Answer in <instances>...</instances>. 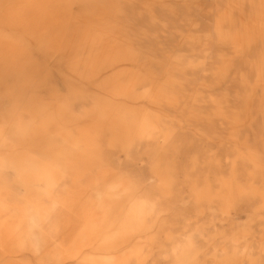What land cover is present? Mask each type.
<instances>
[{
  "label": "rangeland",
  "instance_id": "1",
  "mask_svg": "<svg viewBox=\"0 0 264 264\" xmlns=\"http://www.w3.org/2000/svg\"><path fill=\"white\" fill-rule=\"evenodd\" d=\"M0 264H264V0H0Z\"/></svg>",
  "mask_w": 264,
  "mask_h": 264
},
{
  "label": "clouds",
  "instance_id": "2",
  "mask_svg": "<svg viewBox=\"0 0 264 264\" xmlns=\"http://www.w3.org/2000/svg\"><path fill=\"white\" fill-rule=\"evenodd\" d=\"M35 250H37V251H38V246H36V247H35Z\"/></svg>",
  "mask_w": 264,
  "mask_h": 264
},
{
  "label": "bare ground",
  "instance_id": "3",
  "mask_svg": "<svg viewBox=\"0 0 264 264\" xmlns=\"http://www.w3.org/2000/svg\"><path fill=\"white\" fill-rule=\"evenodd\" d=\"M96 47H97V45H96Z\"/></svg>",
  "mask_w": 264,
  "mask_h": 264
}]
</instances>
